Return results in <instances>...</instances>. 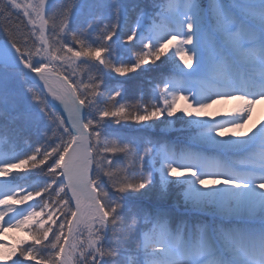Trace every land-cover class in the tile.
I'll return each instance as SVG.
<instances>
[{"label": "snow or ice", "instance_id": "obj_1", "mask_svg": "<svg viewBox=\"0 0 264 264\" xmlns=\"http://www.w3.org/2000/svg\"><path fill=\"white\" fill-rule=\"evenodd\" d=\"M152 7L0 0V264H264V121L240 131L264 99V0ZM157 61L172 72L126 101ZM183 117L177 150L154 129Z\"/></svg>", "mask_w": 264, "mask_h": 264}, {"label": "rangeland", "instance_id": "obj_2", "mask_svg": "<svg viewBox=\"0 0 264 264\" xmlns=\"http://www.w3.org/2000/svg\"><path fill=\"white\" fill-rule=\"evenodd\" d=\"M141 2L145 12L148 13L149 15L155 11V9H153L152 7V0H141ZM134 21H135V15H133V17L129 21V26H131V24L134 23ZM149 23L150 20L146 17L144 20L145 26L147 27ZM161 59L163 60L164 58L162 57ZM172 68L173 66L169 61H165L164 63L157 61L155 65L144 66V70H137L136 73L128 74L127 80H123V78H121L123 80L124 88H125L124 91L125 100L130 103H135L136 100L143 97L145 101H148L151 98V91L154 85L159 83L164 76L169 75L172 72ZM180 106L181 105H178V107ZM240 106H241V102L237 101L234 98V96L232 98L220 99V100H216L215 97H213V102L210 103L206 109H204V111L208 114V116L205 118L215 119L217 121L228 119L231 117L232 114H234L239 109ZM180 116H182V113H177V117ZM187 120H188L187 117H183V119H175L173 125L170 128L166 127L164 124L157 125L154 129V132L157 137L162 136L163 139L167 137L171 139L182 138L184 142L189 140L190 143V137H192L195 134L196 129L190 126L188 123H186ZM258 120L264 121L263 99L258 102L256 100V102L252 105V114L250 117L246 119L240 131L248 132L249 128H251L252 125ZM122 123L125 125V127L123 129H120V131L122 133L130 132L131 128L133 127V122L128 121ZM113 127H117V126L114 125ZM169 143L178 145L176 140L169 141ZM122 162H124V157L120 156L116 160V166H119ZM36 176H39L40 179L43 180L42 174L36 173L33 179H35ZM173 194L175 195V191L173 192ZM37 210L39 209L37 208ZM17 236H24V233L12 231L4 234L3 240L7 241L8 243H11L12 238Z\"/></svg>", "mask_w": 264, "mask_h": 264}, {"label": "bare ground", "instance_id": "obj_3", "mask_svg": "<svg viewBox=\"0 0 264 264\" xmlns=\"http://www.w3.org/2000/svg\"><path fill=\"white\" fill-rule=\"evenodd\" d=\"M49 99H51V97H49ZM258 101H261V100L258 99L257 102H258ZM55 103L59 106V101H56ZM57 109H58L59 111L63 112V107H62V106H59Z\"/></svg>", "mask_w": 264, "mask_h": 264}]
</instances>
